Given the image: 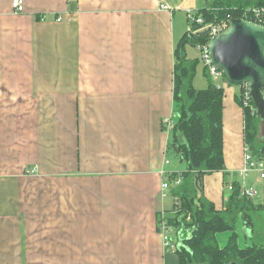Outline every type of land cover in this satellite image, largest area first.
I'll list each match as a JSON object with an SVG mask.
<instances>
[{
	"label": "crops",
	"instance_id": "0c3cea01",
	"mask_svg": "<svg viewBox=\"0 0 264 264\" xmlns=\"http://www.w3.org/2000/svg\"><path fill=\"white\" fill-rule=\"evenodd\" d=\"M24 1L15 13L0 0V264H180L158 229L174 215L162 182L181 172L165 168L166 121L175 49L206 0ZM217 84L226 170L205 175L203 194L221 210L251 175L246 84ZM256 198L238 240L254 237Z\"/></svg>",
	"mask_w": 264,
	"mask_h": 264
},
{
	"label": "trees",
	"instance_id": "16d2710c",
	"mask_svg": "<svg viewBox=\"0 0 264 264\" xmlns=\"http://www.w3.org/2000/svg\"><path fill=\"white\" fill-rule=\"evenodd\" d=\"M249 7H264V0H206L195 15H203L207 21L219 20L228 14L235 18L241 17L242 11ZM209 38L207 30L192 36L186 32L175 49L176 116L172 148L187 167L182 172H171L167 176L174 198L170 210L174 215L167 217L179 232L175 233L183 239L176 251L180 264H264V244L254 242L244 247L239 245V218L242 216L245 219L246 213V225L251 227L250 211L260 208L241 195L240 182H232L234 189L225 208L221 210L203 194L205 175L226 170L223 140L225 92L223 87L218 89L214 85L207 67L204 68L209 85L202 89L195 87L199 59L188 57L186 44H206ZM245 91L238 97L245 112V146L254 156L262 158L264 144L258 139L259 119L252 99L249 103L245 102ZM177 178H181L178 184L175 183ZM175 199H178L179 204H176ZM223 232H230V235L227 243L221 246L217 234Z\"/></svg>",
	"mask_w": 264,
	"mask_h": 264
},
{
	"label": "water",
	"instance_id": "95a60500",
	"mask_svg": "<svg viewBox=\"0 0 264 264\" xmlns=\"http://www.w3.org/2000/svg\"><path fill=\"white\" fill-rule=\"evenodd\" d=\"M209 48L212 63L230 82L249 85L261 121L258 139L264 144V25L235 17L225 31L210 39Z\"/></svg>",
	"mask_w": 264,
	"mask_h": 264
},
{
	"label": "built area",
	"instance_id": "2783aa9c",
	"mask_svg": "<svg viewBox=\"0 0 264 264\" xmlns=\"http://www.w3.org/2000/svg\"><path fill=\"white\" fill-rule=\"evenodd\" d=\"M13 7L15 13H23L25 12V1L24 0H13ZM161 8L168 9V6L161 5ZM242 18L249 19L252 21H255L257 23L264 25V7H249L242 11ZM233 19L231 14H228L225 18L222 19H216L213 21H207L206 18L201 15L197 16L195 14H192L189 16V28L187 29L188 36H192L194 34H197L201 31L207 30L209 35V41L210 39L222 32L225 31L229 25L230 21ZM60 21L61 18H58ZM209 41L206 44H199L196 47L201 52V59L203 60L205 67H207L208 72L212 79L219 80L224 77V74L222 70H220L217 66H215L212 63V60L210 58V48H209ZM216 87L218 89L222 88V85L216 84ZM264 92V91H263ZM245 102L249 103V100L252 99L251 93L249 90V85L246 84V91H245ZM256 110V109H255ZM167 127L169 130H173L175 127V122L173 119H168L166 121ZM166 164L169 163V160L167 159L165 161ZM256 171L260 174V177L264 179V157L258 158L254 156L250 149L248 147L245 148V166L242 169V175L246 177L249 172ZM168 176V175H167ZM165 177L164 181L162 182V190L165 194H167V191H170L171 188V182L169 181L168 177ZM181 178H177L175 183H180ZM228 189L230 192L233 191L234 186L232 183L228 185ZM240 193L242 196H245L249 199H255L259 195V191H257L254 187H242L240 190ZM176 204H179L178 199H175ZM178 213V212H177ZM190 219V216H188L187 220ZM158 229L160 234L163 237L164 244L170 251H177L178 247L180 246V242L175 238V232L177 229H175L172 224L169 222V218L167 215L162 212L159 222H158ZM178 232V231H177Z\"/></svg>",
	"mask_w": 264,
	"mask_h": 264
},
{
	"label": "rangeland",
	"instance_id": "374dc122",
	"mask_svg": "<svg viewBox=\"0 0 264 264\" xmlns=\"http://www.w3.org/2000/svg\"><path fill=\"white\" fill-rule=\"evenodd\" d=\"M201 16V15H199ZM191 22H189L190 24ZM189 28V25L187 27V29ZM186 52L189 58H197L199 59L198 61V66H197V73L194 79V85L196 88L198 89H202V88H206L209 85V78L206 76L205 74V64L203 62V60L201 59V52L199 51V49L192 45L191 43H187L186 44ZM214 85L217 84V80L212 79ZM167 159L169 160V163L166 164L165 168L167 170H181V172L183 170L186 169L187 164L185 161H182L181 158L179 157V155L177 154V152L173 149L170 148L169 152L167 154ZM250 172L249 175H251V177L248 179L247 177H245V180H247V185L249 187H254L257 191H259V195L257 196V200L261 201L262 197L264 196V179L260 177V174L258 172L256 173H252ZM242 176L240 179V181L242 182ZM169 201L171 200V198L168 199ZM264 202V199L263 201ZM174 205V203H173ZM256 219H257V226L255 227V234L253 238H248L247 240L245 239L244 235L241 233L240 237H239V245L241 247H244L246 245H250L253 243V241H258V242H264V210L258 211V214L256 215ZM229 232H223V233H219L217 234V239L220 243L221 246H224L227 243V240L229 238Z\"/></svg>",
	"mask_w": 264,
	"mask_h": 264
}]
</instances>
